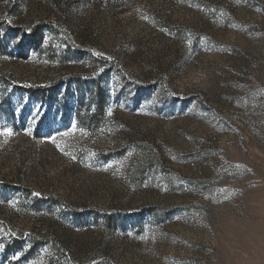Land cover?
<instances>
[{
	"label": "rangeland",
	"instance_id": "374dc122",
	"mask_svg": "<svg viewBox=\"0 0 264 264\" xmlns=\"http://www.w3.org/2000/svg\"><path fill=\"white\" fill-rule=\"evenodd\" d=\"M4 128L0 264H264V0H2Z\"/></svg>",
	"mask_w": 264,
	"mask_h": 264
},
{
	"label": "snow or ice",
	"instance_id": "6c2138e0",
	"mask_svg": "<svg viewBox=\"0 0 264 264\" xmlns=\"http://www.w3.org/2000/svg\"><path fill=\"white\" fill-rule=\"evenodd\" d=\"M12 130L8 128L0 129V135H5V136H11ZM63 135H67V133H64ZM53 143H55V138H52ZM59 146V145H58Z\"/></svg>",
	"mask_w": 264,
	"mask_h": 264
},
{
	"label": "trees",
	"instance_id": "16d2710c",
	"mask_svg": "<svg viewBox=\"0 0 264 264\" xmlns=\"http://www.w3.org/2000/svg\"><path fill=\"white\" fill-rule=\"evenodd\" d=\"M1 1H2V0H0V2H1ZM38 35H39V32L36 31L35 34H34L35 40H36V38L38 37ZM29 93H31V94H33V95H35V96H42V95H43L42 92H39V91H37V90H29ZM99 103H102V101H100Z\"/></svg>",
	"mask_w": 264,
	"mask_h": 264
}]
</instances>
